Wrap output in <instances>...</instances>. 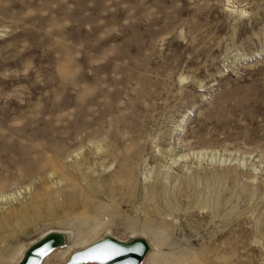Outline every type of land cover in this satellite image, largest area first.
Wrapping results in <instances>:
<instances>
[{"label":"rangeland","instance_id":"obj_1","mask_svg":"<svg viewBox=\"0 0 264 264\" xmlns=\"http://www.w3.org/2000/svg\"><path fill=\"white\" fill-rule=\"evenodd\" d=\"M162 186L180 200L156 212ZM19 191L42 206L0 264L51 231L71 242L45 264L106 235H143V264H264V0H0V194Z\"/></svg>","mask_w":264,"mask_h":264},{"label":"bare ground","instance_id":"obj_2","mask_svg":"<svg viewBox=\"0 0 264 264\" xmlns=\"http://www.w3.org/2000/svg\"><path fill=\"white\" fill-rule=\"evenodd\" d=\"M243 58H246V56L243 55V54L239 55V56L236 55V56L233 57V61L237 62L239 59H243ZM181 81H184V79L181 80ZM181 127H182V123H178L175 126L174 130L180 129ZM175 156H177L178 160H185L186 158H193L195 160H201V159L207 157L209 160L213 161L214 157H215V153L213 151H209L208 152L207 150L206 151L204 150V151H197V152L191 153L190 156L187 155V154H179V153L176 154ZM75 167H77V166H75ZM47 176L52 178L53 177V173L47 171ZM50 182H52V181H50ZM186 185H187V187H185L184 192H186L187 194L193 195L195 197L196 201L204 200L203 199V193L201 192V190H199L198 183L196 181H189L188 180V181H186ZM86 186L88 188L92 189V190L99 189L98 185L91 184L89 182L86 183ZM21 190L24 193L28 194V192L30 190V185L29 184L26 185ZM22 191H19L17 196H14L13 193L0 194V235L2 233H4V232L8 231V230H12L13 226H12L11 223H13V224L16 223V225H18L19 223H21L23 221L22 218H25V219L27 218L28 214L30 215L29 217H34V216H38L39 215V211H40V208L42 206L41 203L32 204L30 208L29 207H24L22 210L17 205V203L20 201L19 198H22V196H23V192ZM172 191L173 190L167 189L166 187H163V186L160 187L153 194V200L155 201V204L152 205V206L148 205V208H153L156 212L164 211V210L171 211L173 209L174 203L179 202V200H180V199H178V197H176L175 193L172 192ZM57 196H58V194H55L56 202L59 204L61 202V199L60 198H56ZM205 203H207V202H205ZM47 204L50 205L51 201L47 200L46 205ZM256 212H257V213H255L256 223L254 225L255 229H254V232L252 234L253 235L252 239H253L254 243L257 244L259 249L262 250V252L264 254V225H263V222H264V209L256 211ZM56 232L61 233L64 236L65 241H66L65 244L63 246L59 247V248H62L64 246L68 245L71 242V238H70L68 233L60 232V231H56ZM137 237H142V238L146 239L143 235H138V236L134 235L130 239L137 238ZM130 239H127V240H130ZM118 240H121V239H118ZM127 240H121V241H127ZM147 242H148V240H147ZM148 244H149V242H148ZM149 246H150V244H149ZM59 248H57V249H59ZM57 249H55V250H57ZM24 250H23V252H24ZM150 250H151V246H150ZM54 251H52V252H54ZM23 252H22V254H23ZM149 252H148V254H149ZM22 254H21V257H22ZM63 256H64V252H60L59 257L61 258ZM45 258H44V260H45ZM53 259H54V257H53ZM44 260H43V264H45ZM64 260H65V258H64ZM52 261L54 262V260H52Z\"/></svg>","mask_w":264,"mask_h":264},{"label":"water","instance_id":"obj_3","mask_svg":"<svg viewBox=\"0 0 264 264\" xmlns=\"http://www.w3.org/2000/svg\"><path fill=\"white\" fill-rule=\"evenodd\" d=\"M65 242L61 233L48 232L28 245L15 264H43L44 258ZM149 251L150 246L142 237L121 241L106 235L73 251L63 264H143Z\"/></svg>","mask_w":264,"mask_h":264}]
</instances>
